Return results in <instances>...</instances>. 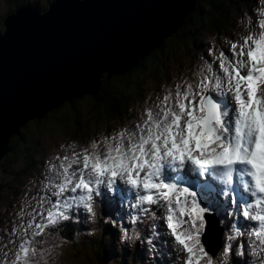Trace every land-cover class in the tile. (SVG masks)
Masks as SVG:
<instances>
[{
    "label": "water",
    "instance_id": "95a60500",
    "mask_svg": "<svg viewBox=\"0 0 264 264\" xmlns=\"http://www.w3.org/2000/svg\"><path fill=\"white\" fill-rule=\"evenodd\" d=\"M197 1L53 0L43 13L21 6L7 15L0 31V161L29 121L95 96L105 75L126 73L176 34Z\"/></svg>",
    "mask_w": 264,
    "mask_h": 264
},
{
    "label": "rangeland",
    "instance_id": "374dc122",
    "mask_svg": "<svg viewBox=\"0 0 264 264\" xmlns=\"http://www.w3.org/2000/svg\"><path fill=\"white\" fill-rule=\"evenodd\" d=\"M8 1L10 0H3V2L0 0V3L2 2L0 4V16H5L7 14V11H9V8H11V4L8 3ZM40 2H43L44 6H41ZM40 2L36 3L39 8L42 11L47 10V1L40 0ZM250 11L252 12V14H249L250 12H248V14L245 11L242 12V14H240L241 16H238L237 22L240 23V26H237V24H233V29L229 28L228 33L234 36L233 38H236V46H234L236 50H246L255 43L256 38L258 37L257 34L262 35L263 40L261 49L264 52V0H256V5H254ZM250 18L254 19L251 21L250 24H245L247 19ZM242 21L243 26H241ZM201 36H204V40H202V43H205V45L218 41L217 37L212 38L211 31L205 32L204 34H201ZM220 41L221 42H217L216 46H214L215 48L214 50H212L213 55L211 57L207 56L212 61L210 69L215 66V57L219 56L222 52L220 46L228 45V43H225L227 42L226 38L222 37L220 38ZM179 43H182L184 45H180ZM172 45L174 49L169 53H164L165 51L169 50ZM230 47L233 48V44H229L227 49ZM193 53V49H190V51H188V49L186 50L184 40H182V42L177 39L172 40L169 43L165 44L163 54L159 57L161 58L160 65H162V69L160 71L155 70L156 67L154 68V70L150 71L149 80L143 78L147 71L141 72V75H138V73H134V75L137 74L136 78L133 79V77H131L129 79V84H125L123 86L124 90L128 91L130 85H133V87H135V85L133 84L135 80L139 88L138 94L135 93V96L132 100H130L129 103V106L132 107L135 113V117L131 120H128L130 121V123L137 125L139 133L149 131L156 125V123H158L159 128L162 129V131L160 132L161 136L159 143L163 144V147H167L169 143H172L182 138L184 134L182 122H184L185 119L193 117L196 120L197 125H199L200 122L201 106L198 103L193 106V113L190 116H188L185 112L173 111L175 110V108H188L185 103L189 102L192 91L195 89H199L200 85H203L201 91H203L205 87L206 89H209L207 80L209 77H211L212 73L210 69L202 67L201 63H203V65H207L210 64L211 61H201L200 63L198 61L199 58L198 60H193ZM221 61V68H216V71L214 73L220 74L225 79V81L234 79L233 77H231V73H233L231 64H226L228 63V60L225 58H223ZM243 63H245L244 56H241L238 60H235L233 62V64L237 66H240ZM151 78L154 80H151ZM233 83H235V80H233ZM134 99L135 103L133 102ZM79 103L80 105L78 104L77 106L78 109L81 110L83 106H86V104L89 103V101H80ZM173 116L179 118L181 120V123L177 124V119ZM59 117L60 114L57 115L56 119H54V117L47 118V121L45 120V122L41 123V125L39 126H37L35 122L30 121L29 125L23 127L22 132H25L26 134L28 132V140H26L25 138V141L22 144L28 146L30 145V140L34 141L35 138L43 135V140L41 142L42 148H40L39 146L38 150L40 152L41 149H46V151L42 152V156L46 154V158H53L52 160L50 159L49 163L46 162L45 166H49L50 169H55L58 164L63 165L64 167L67 164V161L74 162L75 160L79 159L80 168L77 171V174L80 181L82 177L92 174L99 177V174H96V170H98L100 167L93 165L90 159L94 160L98 164H103V162L106 161V156L116 155L117 158L120 159L121 155L125 153V151L129 148L130 145L129 143H125V139H129L136 136V134H134V136L125 134V124L128 121L125 122L122 120H118V118L115 117L112 118V120H108L106 123H104L102 121L105 120L106 117H101L102 121L98 122L100 125V129H97L99 127L96 126L95 121L90 122V119H88L82 123L83 125H81V131L80 129H78V133L82 132V134L85 135L82 137L81 134H78L76 138L72 139L68 137L69 132L67 131V129L72 123L71 116L67 114L65 121H59ZM82 118H84V116H80V121L83 120ZM90 118L94 117L90 116ZM161 121L166 122L167 125L162 127V125L160 124ZM113 122L114 125L112 124ZM65 123H68L66 125L68 126V128L64 129L65 132L52 130V128L56 126L55 124L61 125ZM190 124L191 127L188 128L187 131L193 132L197 128L195 121H192ZM108 125H110L109 135H107L105 131V127ZM172 125L175 127H173ZM64 126L65 125L60 126L61 129H63ZM71 129H74V126H71ZM44 130H52V132L43 133ZM20 153L21 155H23V151H21ZM35 155L33 156L34 158H38L41 156ZM138 161L139 158H136L133 163H136ZM16 163H18L17 166L21 165V160L19 159V156H17ZM15 171H17V169H14L12 167L6 170L7 173H14ZM106 171L107 169L104 167V170L98 171V173H104ZM9 179L10 177L7 174L4 177L0 176V186L3 187L4 185L8 184L12 188L13 183H7ZM74 180V184H76V179ZM54 187L57 188V186ZM1 191L2 190H0V192ZM0 205L3 206V203H1ZM59 215H56L55 217H49L46 221L42 222L41 232L43 233L41 235L36 232V229L39 227L40 222L35 219H29L30 216H26L23 212H18L13 215L12 226H17L14 232L19 233L21 231L23 237L26 235V233L30 234L32 232L35 233V237L39 235L40 237H42L43 235H45L46 232H48V230H50L52 224L55 222L54 220L58 219ZM39 219H42V216ZM75 226L84 227L85 223H83L82 225L75 224ZM154 227L156 229L158 228L156 225H154ZM24 242L28 248V254H25L26 257L32 258V255H43L42 257L38 256V258L32 259L40 261L38 262V264H60L59 261L53 263H49V261L44 263L42 262L43 260H45V258L48 257L45 255L48 254L49 251L41 252L44 246L48 247V241L44 240L43 242H33L36 244V250L29 243H27V241L24 240ZM4 246V243L0 241V264H20V261L17 256L19 249H9ZM219 250H226L224 249L222 241L220 243ZM204 253L211 255L207 252ZM69 258L75 260V257H73L71 253H69ZM114 259L115 258H109L106 264H111L112 260ZM205 259L207 260V264H216V262L219 261L214 256H207L205 257ZM186 261L187 264H192L188 257H186ZM81 262L83 264H89V261L86 260L85 255H81V258L78 260V264H81ZM62 264L72 263L68 260L67 256H64Z\"/></svg>",
    "mask_w": 264,
    "mask_h": 264
},
{
    "label": "trees",
    "instance_id": "16d2710c",
    "mask_svg": "<svg viewBox=\"0 0 264 264\" xmlns=\"http://www.w3.org/2000/svg\"><path fill=\"white\" fill-rule=\"evenodd\" d=\"M36 1V0H35ZM255 0H199L197 2V6L199 11L192 12L185 18V22L183 26L177 31L176 34L173 36L167 38L158 48L153 50L150 54H148L143 60H141L137 66L132 68L131 70L127 71L124 74L116 75L111 77L110 79H107L106 75L102 79V86L99 89L98 93L95 96L91 95H85L78 99H72L69 102H64L60 107L48 112L45 117L41 118L40 120H32L36 123L37 126L41 125V123L45 122L47 118L54 117V119L57 118V115L60 114V117L58 118L59 121H65L67 114H69L72 118V123L70 127L66 126L68 123L65 124H55L52 128L53 131L57 130L59 132H65L64 129L68 128L67 131L69 132L68 137L70 138H76L78 134H81L82 137L85 134H82V132L78 133V129L81 131V125L86 120L90 119V122L95 121L96 126H98L100 129V125L98 122H101V117H106L105 120L102 122L106 123L108 120H112V118L117 117L118 120L122 121H129L128 119H132L135 117V113L131 106H129L130 100L133 99L135 96V93L138 94L139 88L137 86L136 81L134 80V85H130L128 88V91L124 90L123 86L126 84H129V79L131 77L136 78L137 74L134 75V73H138V75H141V72L147 71L145 76L143 78L149 80L150 79V71L157 70L160 71L162 69V65H160V56H162L164 51L165 44L169 43L172 40H184L186 50L190 51V49H193V44L196 38H200V40L203 38L201 34H203L206 31L213 30L216 33L219 34H227L229 32V28H233L236 24V17L239 14V11L243 9H249L250 5L254 3ZM25 1L22 0H10L8 3L11 4V8H9V11H7V14L2 17H0V30L2 27V33L5 30V26L3 25L4 18L16 10L17 4H22ZM40 5H43V2L40 3ZM48 5V4H46ZM241 16V15H238ZM229 26V27H228ZM231 26V27H230ZM233 26V27H232ZM227 32V33H226ZM194 36H196L194 38ZM182 39V40H181ZM180 45H184L182 43H179ZM173 45L171 48L164 53H169L173 50ZM134 75V76H133ZM138 78V77H137ZM142 78V76H141ZM151 80H154L151 78ZM125 81V82H124ZM124 82V83H123ZM134 89V90H133ZM133 91V92H132ZM89 101L86 106H83L81 110L78 109V104L80 105V101ZM135 103V99L133 101ZM69 109V110H68ZM68 110V112H67ZM80 116H84L82 118L83 120L80 121ZM90 116L94 118H90ZM47 121V120H46ZM30 122V121H29ZM27 123L25 126L29 125L30 123ZM114 125V122L112 123ZM111 124V125H112ZM65 125L63 129H61L60 126ZM71 126H74V129H71ZM89 126V125H88ZM110 125L105 127V131L107 135H109L110 131ZM23 127L19 130V135H15L10 139V143L8 146V151L6 155L3 157V159L0 161V176L4 177L6 176V170L9 169V166L17 169V171H20V173H23L24 171L31 170L30 165L33 161V156L36 154L37 156L41 155V153L44 151L43 149L39 152V146H41L42 137L38 136L37 138L33 140H30L28 146L22 144L27 139V134L25 132H22ZM51 131L44 130L43 133L47 132L50 133ZM126 132V130H124ZM123 132V133H124ZM42 133V134H43ZM90 134V133H89ZM80 136V135H79ZM23 151V155H21V151ZM35 155V156H36ZM17 156H19V159L21 160V165L17 166ZM28 171V172H29ZM22 180H17V186H21L23 183ZM11 183V182H7ZM5 187L0 186V204L4 203L5 199L10 195V186L8 184L4 185ZM9 193V194H8ZM3 195V197H2ZM1 221V220H0ZM76 239V237H74ZM96 240V239H95ZM95 240H85V242H88V244L85 246L86 249L92 250L93 255L91 254L87 260L89 261V264H106V257H110L112 254L110 251L114 252L112 248V243L108 242L107 245H104L103 241H99V243L94 242ZM110 250V251H109ZM135 256V253H133V258ZM131 259V262L134 261V259ZM118 262L112 263V264H125L124 260H116ZM136 263H140L138 260Z\"/></svg>",
    "mask_w": 264,
    "mask_h": 264
},
{
    "label": "bare ground",
    "instance_id": "6f19581e",
    "mask_svg": "<svg viewBox=\"0 0 264 264\" xmlns=\"http://www.w3.org/2000/svg\"><path fill=\"white\" fill-rule=\"evenodd\" d=\"M228 105H226L225 107H227ZM224 107V108H225ZM223 113V115H225V116H223V115H221L220 116V119L221 120H223L224 121V119L226 120V126L228 127V128H232L233 126H234V119H233V117H232V115L229 113V108L226 110V111H224V112H222ZM243 166H245L244 164H242ZM215 172H213L212 174H214ZM184 176H186V174H184ZM184 180V177H183V179H182V177H180L179 178V182L178 183H180V181H183ZM244 187H245V189H249L248 187H247V185H244ZM126 188H129V186H127L126 185ZM130 191H132V190H130ZM222 193H225V190L223 189L222 191H221ZM122 193H123V190H122ZM121 195V193L119 194V196ZM114 198V197H113ZM224 198V197H223ZM248 198H249V196H248ZM113 201H115V198H114V200ZM113 203V202H112ZM163 210V205L162 204H158L157 205V208H156V213H160L161 211ZM220 211L223 213V209L221 208L220 209ZM232 218H233V222H234V220H237V219H235V216L233 215L232 216ZM241 222H243V223H238V224H240V227H242V225L243 224H247L245 221H241ZM74 225H75V223H73ZM156 231L157 232H161L162 230H161V226L160 227H158L157 229H156ZM88 243L87 242H84L83 243V246L85 247L86 245H87ZM155 244H156V242H155ZM89 245V244H88ZM175 254H176V256H175V259L178 261V255H179V253L178 252H175ZM178 264V263H177ZM205 264H207V262L205 263Z\"/></svg>",
    "mask_w": 264,
    "mask_h": 264
},
{
    "label": "clouds",
    "instance_id": "9594fccd",
    "mask_svg": "<svg viewBox=\"0 0 264 264\" xmlns=\"http://www.w3.org/2000/svg\"><path fill=\"white\" fill-rule=\"evenodd\" d=\"M26 4V3H25ZM29 5V4H28ZM47 10H48V8H47ZM47 10H44V11H41V13H43V12H45V11H47ZM2 31V30H1Z\"/></svg>",
    "mask_w": 264,
    "mask_h": 264
}]
</instances>
